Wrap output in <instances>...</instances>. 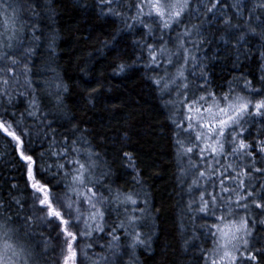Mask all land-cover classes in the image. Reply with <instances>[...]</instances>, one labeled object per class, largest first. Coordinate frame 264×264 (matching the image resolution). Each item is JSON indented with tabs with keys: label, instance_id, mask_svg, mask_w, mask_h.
Listing matches in <instances>:
<instances>
[{
	"label": "snow or ice",
	"instance_id": "snow-or-ice-1",
	"mask_svg": "<svg viewBox=\"0 0 264 264\" xmlns=\"http://www.w3.org/2000/svg\"><path fill=\"white\" fill-rule=\"evenodd\" d=\"M73 7L117 25L110 75L141 72L164 121L110 135L77 118L60 0H0V264H264V0ZM104 88L82 90L81 110ZM141 135L166 142L175 246L159 243Z\"/></svg>",
	"mask_w": 264,
	"mask_h": 264
},
{
	"label": "trees",
	"instance_id": "trees-1",
	"mask_svg": "<svg viewBox=\"0 0 264 264\" xmlns=\"http://www.w3.org/2000/svg\"><path fill=\"white\" fill-rule=\"evenodd\" d=\"M74 0H60L61 18L59 20L61 41L59 46V64L66 73V82L70 85L71 95L69 105L77 118H85L102 132L110 135L117 129L128 125H135L141 132L146 130L147 124L159 125L164 116L157 109V101L141 78L142 73L130 71L127 78H113L108 64L115 53L109 54L107 48L101 54V42L112 40L117 25L98 20L93 14L78 12L73 7ZM120 39V37H117ZM130 40V37L127 38ZM124 48V42L120 44ZM131 62V61H129ZM88 71V83L84 73ZM217 71H219L217 69ZM221 75L225 73H220ZM103 82V100L97 104L95 110L82 111L84 101L80 95L82 90L97 87ZM111 91H108V89ZM159 132V129L157 128ZM151 139L152 143L146 141ZM132 145L141 152L145 179L151 185V191L158 207L162 208L161 240L172 244L177 243V217L170 199L173 191V169L169 165L166 142L163 137H148L141 135L132 137ZM159 252V249H157ZM156 260H148L146 264H156Z\"/></svg>",
	"mask_w": 264,
	"mask_h": 264
}]
</instances>
